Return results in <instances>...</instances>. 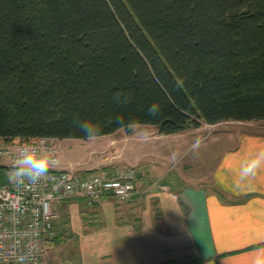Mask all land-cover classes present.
Here are the masks:
<instances>
[{
    "label": "trees",
    "instance_id": "16d2710c",
    "mask_svg": "<svg viewBox=\"0 0 264 264\" xmlns=\"http://www.w3.org/2000/svg\"><path fill=\"white\" fill-rule=\"evenodd\" d=\"M79 120L264 121V0H0V140H89Z\"/></svg>",
    "mask_w": 264,
    "mask_h": 264
},
{
    "label": "crops",
    "instance_id": "0c3cea01",
    "mask_svg": "<svg viewBox=\"0 0 264 264\" xmlns=\"http://www.w3.org/2000/svg\"><path fill=\"white\" fill-rule=\"evenodd\" d=\"M235 124L257 131H241L238 144L224 149L205 168L200 184L172 169L134 170L136 193L128 202L108 197L94 206L84 199L56 204L57 238L47 264H252L256 251L264 248V169L245 180L238 173L245 159L264 148V131L253 123ZM147 127L94 138V157L99 158L94 172L116 177L118 169L107 170L108 156L112 164L125 158L114 156L118 146L130 147L158 135ZM58 143V169L81 174ZM5 164L0 158V165ZM58 246L74 248L75 262L55 261L52 250Z\"/></svg>",
    "mask_w": 264,
    "mask_h": 264
},
{
    "label": "built area",
    "instance_id": "2783aa9c",
    "mask_svg": "<svg viewBox=\"0 0 264 264\" xmlns=\"http://www.w3.org/2000/svg\"><path fill=\"white\" fill-rule=\"evenodd\" d=\"M36 145L53 150L54 167L36 183L11 179L17 154ZM0 158L7 160L9 180L8 185L0 187V264H47L44 257L57 237L56 204L84 199L94 206L108 197L128 202L136 193V172L130 168L119 171L115 178L105 172L82 175L58 169L60 149L56 139L40 138L23 146L0 141Z\"/></svg>",
    "mask_w": 264,
    "mask_h": 264
},
{
    "label": "rangeland",
    "instance_id": "374dc122",
    "mask_svg": "<svg viewBox=\"0 0 264 264\" xmlns=\"http://www.w3.org/2000/svg\"><path fill=\"white\" fill-rule=\"evenodd\" d=\"M235 123L237 122H226L214 126L203 123L201 130L190 129L169 136H161L158 133L152 139L131 144L130 147H125L122 144L117 147L113 154H115L114 156H125V158H117L110 164L111 155H109L107 170L115 169L116 171L118 169L121 171L131 168L136 171L146 169L149 172L151 170L163 172L172 169L173 173L178 174L181 178L182 176H190L194 178L195 184H200L206 177L205 168H209L224 149L233 148L238 144V136L241 131L244 130L248 133L257 131L247 127L238 128L240 124L237 125ZM238 123L244 124L247 122ZM252 123L264 131V121ZM17 145L23 146L21 144ZM60 146L73 165L79 168L78 170L82 175L96 174L94 172V164L97 165L99 158L97 156L94 157V139L92 141L63 140ZM123 148H126V150ZM94 160L96 161L95 163ZM95 170L98 172L104 171L102 168ZM105 173L109 174L111 178L113 177L110 172ZM50 247L51 245L44 257L45 262L47 256L51 255ZM74 251V248L61 249L58 246L53 248L52 253H57H55V261L62 262L65 259V262L68 263V260L75 262L77 259L73 253Z\"/></svg>",
    "mask_w": 264,
    "mask_h": 264
},
{
    "label": "clouds",
    "instance_id": "9594fccd",
    "mask_svg": "<svg viewBox=\"0 0 264 264\" xmlns=\"http://www.w3.org/2000/svg\"><path fill=\"white\" fill-rule=\"evenodd\" d=\"M159 107L153 104L148 109V115L158 114ZM117 121L122 117H117ZM78 128L89 140L96 138L101 132V125L92 120H79L76 122ZM55 156L51 148L36 145L28 149L21 150L13 161L11 179L18 182L36 183L46 176L49 169L54 167ZM260 169H264V148L256 152L253 156L245 159L239 169V179L245 180L252 177ZM252 264H264V248H259L252 260Z\"/></svg>",
    "mask_w": 264,
    "mask_h": 264
}]
</instances>
